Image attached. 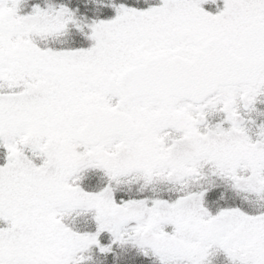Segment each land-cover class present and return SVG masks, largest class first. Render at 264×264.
<instances>
[{"label": "snow or ice", "instance_id": "snow-or-ice-1", "mask_svg": "<svg viewBox=\"0 0 264 264\" xmlns=\"http://www.w3.org/2000/svg\"><path fill=\"white\" fill-rule=\"evenodd\" d=\"M0 264H264V0H0Z\"/></svg>", "mask_w": 264, "mask_h": 264}, {"label": "trees", "instance_id": "trees-1", "mask_svg": "<svg viewBox=\"0 0 264 264\" xmlns=\"http://www.w3.org/2000/svg\"><path fill=\"white\" fill-rule=\"evenodd\" d=\"M222 6V5H221ZM258 119H260V118H258Z\"/></svg>", "mask_w": 264, "mask_h": 264}]
</instances>
